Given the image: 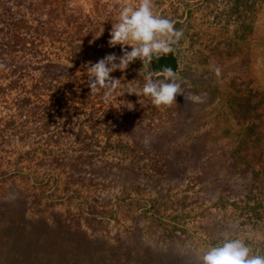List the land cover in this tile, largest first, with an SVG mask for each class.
<instances>
[{"label": "trees", "instance_id": "trees-1", "mask_svg": "<svg viewBox=\"0 0 264 264\" xmlns=\"http://www.w3.org/2000/svg\"><path fill=\"white\" fill-rule=\"evenodd\" d=\"M69 1L0 0V101L7 109L0 117V150L7 145L0 186L15 187L14 200H33L29 205L48 215L26 221L25 203L18 216L7 207L0 264H198L202 253L187 244L191 215L212 246L241 238L264 255V129L238 93L223 101L205 88L192 90L211 104L219 97L209 112L186 94L157 107L142 94L150 66L136 60L105 103L90 92L86 67L78 68L105 56L94 44L102 10L90 19ZM263 1L153 0V10L169 18L170 5L181 19L193 7L215 13L216 26L228 30L253 20ZM111 75L121 77L119 70ZM61 186L60 200L82 190L117 193L114 202L99 194L74 216L50 215L55 206L42 200H54ZM110 226L114 244L106 240Z\"/></svg>", "mask_w": 264, "mask_h": 264}, {"label": "rangeland", "instance_id": "rangeland-1", "mask_svg": "<svg viewBox=\"0 0 264 264\" xmlns=\"http://www.w3.org/2000/svg\"><path fill=\"white\" fill-rule=\"evenodd\" d=\"M134 0H70L69 8L80 9L84 14L88 15L90 19L95 15V10H102V17L96 18L99 25L98 31L94 33L95 47L101 48L102 52L106 54L115 53L118 57L122 55L121 46L109 47L108 40L110 39L109 32L112 24L118 22L119 12L125 5H131ZM194 1L190 2L193 5ZM169 5V19L174 23L178 22L177 29H182L184 32L183 38L177 43L176 56L179 58V66L181 72H185L184 78L188 88L184 94L203 105L204 110L209 112L215 104L219 101V97L225 101V96L232 92H237L239 98L244 102L245 110L251 117L256 118L255 125L261 130L264 129V1L260 5V9L248 23L243 25L234 24L225 30L220 26H216L213 16L215 13L208 14L203 10H196L192 7V14L190 17L184 16L181 19L174 18L170 13ZM163 9H166L164 7ZM221 7L217 9L219 11ZM179 10L178 16L181 15ZM154 14L162 16L161 11L153 10ZM90 24V23H89ZM102 33V34H101ZM101 34V35H100ZM100 35V36H99ZM99 36V37H97ZM127 50H131L130 46H125ZM62 62H66L62 60ZM88 61H83L79 69L86 67ZM69 66L74 67L73 64ZM219 67L221 72L216 74L215 68ZM120 72V71H119ZM126 70L121 73L120 78L125 77ZM205 88L208 92H214L216 97L211 104L210 100L204 95L194 96L192 94L194 89L201 90ZM212 92V93H213ZM206 102L210 104H206ZM220 107V105H219ZM7 109L3 107L0 101V117L6 114ZM264 132V131H263ZM7 145L0 150V169L7 170ZM100 191V190H98ZM62 186L57 190L54 200H42V204H53L54 210L50 215L56 213L58 215L74 216L79 213V209H83L84 205L92 204L94 197L113 196L117 193V189H109V191L102 190L101 192L93 191H79L70 200L58 199L62 193ZM98 194V195H97ZM16 195V188L4 185L0 186V224H7V207L16 209L17 216L20 215L19 203H25L26 221L29 220H43L47 217V213L39 214L29 204L33 200H14ZM66 197V196H64ZM192 200H188L190 203ZM194 201V200H193ZM201 201V200H200ZM69 208V209H68ZM69 210V211H67ZM85 210V209H83ZM194 214V213H192ZM58 217V216H57ZM190 222L186 228L187 244L196 248L198 252H203L207 247L212 246L204 238L203 231L198 222L200 219L195 218L194 215L189 216ZM193 220V221H192ZM202 224L206 219H201ZM143 222H140L142 225ZM117 231L112 226L109 227L108 239L111 240L108 244H114L112 240L116 238ZM75 240H77L75 238ZM141 245V244H137ZM152 247L148 243L142 244ZM160 248V247H159ZM86 247L83 253L89 255L92 251ZM161 249V248H160ZM145 251V248L141 249ZM161 250H165L162 248ZM170 253V252H169ZM17 254H21L17 251ZM81 255V258H84ZM169 257V254L167 255Z\"/></svg>", "mask_w": 264, "mask_h": 264}, {"label": "clouds", "instance_id": "clouds-1", "mask_svg": "<svg viewBox=\"0 0 264 264\" xmlns=\"http://www.w3.org/2000/svg\"><path fill=\"white\" fill-rule=\"evenodd\" d=\"M153 7V0H138L135 7H122L108 40L109 47L121 46L122 55L106 54L97 62L89 61L86 65L90 92L101 93L105 103L112 102L122 84V78L113 77L112 73L118 70L123 73L136 60H140L143 67L151 66L153 59L174 53L175 45L183 38V30L177 29L171 19L154 14ZM125 46H130L131 50ZM3 67L0 64V68ZM214 70L217 75L221 72L219 67ZM144 80L142 94L151 98L157 107L171 106L178 95H184L177 71L171 67H164L160 72L149 70ZM198 264H264V255L253 254L244 239L225 236L222 242L207 247L199 255Z\"/></svg>", "mask_w": 264, "mask_h": 264}, {"label": "water", "instance_id": "water-1", "mask_svg": "<svg viewBox=\"0 0 264 264\" xmlns=\"http://www.w3.org/2000/svg\"><path fill=\"white\" fill-rule=\"evenodd\" d=\"M176 48L177 44L175 45L174 53H169L166 56H162L158 60L153 59L150 69L153 72H160L164 67H171L174 72L177 71V74H179L181 68L179 66V58L176 56Z\"/></svg>", "mask_w": 264, "mask_h": 264}]
</instances>
